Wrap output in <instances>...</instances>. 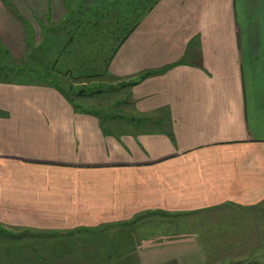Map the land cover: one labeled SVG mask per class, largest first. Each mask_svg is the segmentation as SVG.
Masks as SVG:
<instances>
[{
  "label": "crops",
  "instance_id": "1",
  "mask_svg": "<svg viewBox=\"0 0 264 264\" xmlns=\"http://www.w3.org/2000/svg\"><path fill=\"white\" fill-rule=\"evenodd\" d=\"M7 5L0 42L20 17ZM145 15L109 67L122 81L108 91L128 92L107 105L125 114L0 80V227L264 209V0H161Z\"/></svg>",
  "mask_w": 264,
  "mask_h": 264
},
{
  "label": "rangeland",
  "instance_id": "2",
  "mask_svg": "<svg viewBox=\"0 0 264 264\" xmlns=\"http://www.w3.org/2000/svg\"><path fill=\"white\" fill-rule=\"evenodd\" d=\"M5 1L21 18L12 15L14 27L2 21L0 80L54 82L75 104L98 103L105 119L125 114L107 105L128 92L108 91L122 81L110 74L108 60L150 0ZM240 206L158 216L149 211L134 219L109 215L95 225L81 220L61 229L0 227L9 231L0 235V264H264V235L258 234L264 209Z\"/></svg>",
  "mask_w": 264,
  "mask_h": 264
},
{
  "label": "trees",
  "instance_id": "3",
  "mask_svg": "<svg viewBox=\"0 0 264 264\" xmlns=\"http://www.w3.org/2000/svg\"><path fill=\"white\" fill-rule=\"evenodd\" d=\"M160 0H150V3L144 8V13L141 14L140 18L138 19V21L136 23L133 24V26L131 27V29L124 35V37L122 38L121 42L119 43V45L114 49V52L113 54L109 57V60H108V64L111 63V61L113 60L114 56L116 55V53L118 52V50L123 46V44L126 42V40L130 37V35L132 34L133 31L136 30V28L139 26L140 22H141V19L143 18V16L148 13L149 11L152 10V8L159 2ZM147 3V2H146ZM69 12V10L67 11ZM68 17V15H67ZM143 78V75L142 76H139L136 80L130 82V83H127L128 85H132V84H136L138 81H140L141 79ZM51 85L55 86L59 91H61L62 93H64L65 95L68 96L69 99L70 96H69V93L67 91H65L64 89H62L60 86H58L56 83H50ZM126 84V85H127ZM123 85V84H121ZM99 92V91H98ZM5 232H9V231H0V235H5ZM7 235V234H6ZM12 236V235H11ZM23 236V235H21ZM20 236V237H21ZM15 237L17 238V235H15Z\"/></svg>",
  "mask_w": 264,
  "mask_h": 264
}]
</instances>
